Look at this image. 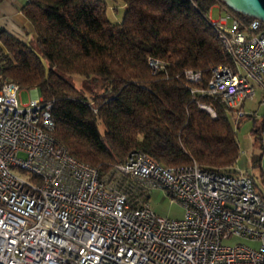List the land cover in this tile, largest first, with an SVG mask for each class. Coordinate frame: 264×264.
Segmentation results:
<instances>
[{
  "label": "built area",
  "instance_id": "obj_1",
  "mask_svg": "<svg viewBox=\"0 0 264 264\" xmlns=\"http://www.w3.org/2000/svg\"><path fill=\"white\" fill-rule=\"evenodd\" d=\"M214 20L242 71L219 64L196 90L232 108L253 98L256 85L264 99V23L221 11ZM184 77L199 82L201 73L185 69ZM21 90L0 87V264H264V198L245 171L221 173L195 161L165 166L133 151L107 180L52 134V103L32 88L21 104ZM153 190L178 202L182 217L160 216L137 195Z\"/></svg>",
  "mask_w": 264,
  "mask_h": 264
},
{
  "label": "trees",
  "instance_id": "obj_2",
  "mask_svg": "<svg viewBox=\"0 0 264 264\" xmlns=\"http://www.w3.org/2000/svg\"><path fill=\"white\" fill-rule=\"evenodd\" d=\"M119 1L123 18L112 23L106 0H27L21 12L34 28L35 47L0 26V87H35L52 103L55 138L107 180L133 151L165 166L195 161L202 169L238 172L240 147L230 115L239 109L196 89L219 64L238 70L207 21L209 10L219 4L239 20L250 17L221 0ZM150 59L161 65L153 69ZM185 69L200 72L201 80L188 81ZM71 74L99 79L103 92L89 98L67 79ZM254 140L263 147L260 136ZM119 186L131 193L126 181ZM137 195L144 201L150 196Z\"/></svg>",
  "mask_w": 264,
  "mask_h": 264
},
{
  "label": "rangeland",
  "instance_id": "obj_3",
  "mask_svg": "<svg viewBox=\"0 0 264 264\" xmlns=\"http://www.w3.org/2000/svg\"><path fill=\"white\" fill-rule=\"evenodd\" d=\"M106 2L107 18L112 23H119L122 20L125 11L124 3L119 0H106ZM219 11L224 12L219 4L214 5L211 8L212 17L218 18ZM6 26L10 30V32H14L20 39L28 42L33 47H35L34 40L31 38V36H28L22 30V28H18L17 26L13 25L11 21ZM45 68L47 71L48 65L46 63ZM240 71H242V69H240ZM67 79L76 86L82 88L89 98L93 95L103 92V84L97 78L85 79L84 77L71 74L67 77ZM32 88L22 89L20 91L18 98L21 104H27L30 101L31 97L34 94ZM257 90L261 91L259 86L256 85L255 94ZM37 95L39 96L38 91ZM236 108L239 109V112L237 114L230 115V120L236 130V136L240 147L239 155L234 164V167L237 171H245L250 173L253 176L256 188L264 194V160H261V164H259L258 156L261 149L255 143V135L254 132H252L253 118L256 117L260 121L261 117L264 115V101L260 102L258 100V94H256V96L251 99H245ZM98 127L100 131L103 130L101 123L98 124ZM147 202L160 216L169 218H181L183 215L182 206L178 202H171L166 194V191L153 190L150 193V196L147 198ZM225 242L228 244H233L235 240H228Z\"/></svg>",
  "mask_w": 264,
  "mask_h": 264
},
{
  "label": "crops",
  "instance_id": "obj_4",
  "mask_svg": "<svg viewBox=\"0 0 264 264\" xmlns=\"http://www.w3.org/2000/svg\"><path fill=\"white\" fill-rule=\"evenodd\" d=\"M27 0H0V26H4L10 21L13 25L18 28H22V30L34 40V28L31 22L24 16L21 12V7L26 3ZM8 31H10L7 27H5ZM14 35V32H11ZM258 94V100L263 102V94L260 90L256 91ZM255 94V96H256ZM258 121V122H257ZM252 132H254L255 137L260 136L262 148L260 154L258 156L259 164H261V160H264V155L262 154L264 148V115L261 117L259 121L256 117L253 118V126ZM259 128V131L257 130ZM254 137V139H255ZM256 143V142H255ZM257 144V143H256ZM258 146V145H257ZM259 147V146H258ZM236 169V168H235ZM261 174V173H260ZM264 195V194H263Z\"/></svg>",
  "mask_w": 264,
  "mask_h": 264
},
{
  "label": "water",
  "instance_id": "obj_5",
  "mask_svg": "<svg viewBox=\"0 0 264 264\" xmlns=\"http://www.w3.org/2000/svg\"><path fill=\"white\" fill-rule=\"evenodd\" d=\"M229 9L264 23V0H221Z\"/></svg>",
  "mask_w": 264,
  "mask_h": 264
},
{
  "label": "bare ground",
  "instance_id": "obj_6",
  "mask_svg": "<svg viewBox=\"0 0 264 264\" xmlns=\"http://www.w3.org/2000/svg\"><path fill=\"white\" fill-rule=\"evenodd\" d=\"M207 21L212 25V27L218 33L219 40L224 45V47L227 49V51L231 54V56L235 59V62L237 64V69H238L237 71H240V69H242V63L241 61H239V54H238L237 49L232 45L231 40L224 33V30L220 26L217 25L216 20L212 18L210 12H208L207 14ZM209 111L212 113L211 110ZM89 167H94V166L89 165ZM13 181H23V174H13Z\"/></svg>",
  "mask_w": 264,
  "mask_h": 264
}]
</instances>
